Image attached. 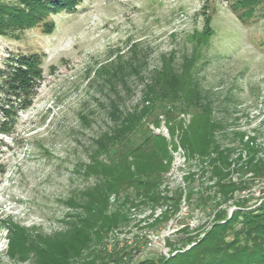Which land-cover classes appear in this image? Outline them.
Returning a JSON list of instances; mask_svg holds the SVG:
<instances>
[{"label":"rangeland","instance_id":"obj_1","mask_svg":"<svg viewBox=\"0 0 264 264\" xmlns=\"http://www.w3.org/2000/svg\"><path fill=\"white\" fill-rule=\"evenodd\" d=\"M84 1L74 12L53 14L51 33L39 24L0 34V70L18 55L41 60L25 108L0 78V122L12 123L0 130V264H29L8 253L10 223L49 234L80 212L82 194L96 183L87 166L99 139L150 105L143 101L147 85L164 62L178 74L192 71L201 102L212 107L217 140L234 148L231 165L215 176L206 157L188 155L178 131L170 134L165 103L145 122L166 139L172 158L158 187L162 198L130 208L127 223L109 231L105 251L116 244L126 251L117 264L164 260L209 229L218 211L264 203V170L245 164L240 143L242 137L264 158V1L248 21L236 17L230 0ZM4 109L15 110L12 118ZM191 116L176 118L185 126ZM222 182L234 183L231 194L224 196Z\"/></svg>","mask_w":264,"mask_h":264},{"label":"trees","instance_id":"obj_2","mask_svg":"<svg viewBox=\"0 0 264 264\" xmlns=\"http://www.w3.org/2000/svg\"><path fill=\"white\" fill-rule=\"evenodd\" d=\"M230 1V9L236 17L248 21L264 0ZM85 4L84 0L0 2V34L39 24L44 32L51 33L55 26L51 19L53 14L74 12ZM202 33L205 35V31ZM40 63L35 54L18 55L7 68L0 70L1 85L14 95L20 108L31 102L34 83L41 75ZM161 71H156L153 82L147 85L143 101H149L150 105L129 115L118 128L99 139L97 151L87 166L88 174L95 175L96 183L82 194L84 199L78 204L80 212L72 216L64 229L49 234H28L10 223L8 253L11 256L16 255L29 264H70L71 261L117 264L122 261L126 251L116 244L107 252L104 240L109 231L127 223L130 208L158 204L162 198L158 187L172 158L166 139L145 130V122L151 120L153 112L165 103L171 105V110L165 114L171 123L170 134L174 136L178 131L179 144L188 155L206 157L212 166V174L225 175L223 170L230 167L234 148L223 147L217 140L212 107L201 102V92L192 71L187 68L178 74L179 70L167 62ZM112 110L115 112L117 108L112 106ZM183 111L192 113L185 126L176 118ZM12 112L15 110L4 109L6 118H12ZM11 128L9 120L0 122L1 131L7 132ZM240 141L248 153L245 164L253 170H264V158L257 156L247 140L241 137ZM101 154L104 158L99 157ZM219 178L220 182L222 177ZM234 187V183L220 184L224 196L231 194ZM158 220L154 219L149 226ZM187 244H190L188 248L169 258L144 259L138 264H264V203L260 202L252 209L237 207L229 215L218 211L212 226L196 240L189 239Z\"/></svg>","mask_w":264,"mask_h":264}]
</instances>
